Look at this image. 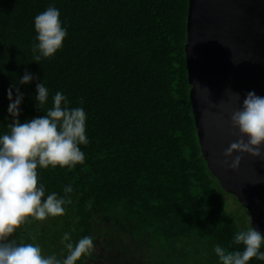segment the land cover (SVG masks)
I'll use <instances>...</instances> for the list:
<instances>
[{
    "label": "trees",
    "instance_id": "trees-1",
    "mask_svg": "<svg viewBox=\"0 0 264 264\" xmlns=\"http://www.w3.org/2000/svg\"><path fill=\"white\" fill-rule=\"evenodd\" d=\"M49 5L59 9L67 36L38 64L33 19ZM188 9L189 0H0V134L10 122L6 89L27 70L37 80L20 89L21 123L43 115L59 91L70 107L84 108L89 140L83 164L37 169L46 194L65 197L64 215L28 217L10 239L62 259L65 232L73 243L90 236L95 247L104 224L145 245L144 264H218L214 245L242 250L232 237L247 221L227 208L228 192L210 171L195 126ZM42 80L50 95L37 110ZM68 185L73 191L65 194ZM94 247L76 264H98Z\"/></svg>",
    "mask_w": 264,
    "mask_h": 264
},
{
    "label": "clouds",
    "instance_id": "clouds-1",
    "mask_svg": "<svg viewBox=\"0 0 264 264\" xmlns=\"http://www.w3.org/2000/svg\"><path fill=\"white\" fill-rule=\"evenodd\" d=\"M35 42L32 44L33 62L50 58L62 48L67 29L62 25L60 12L49 5L33 19ZM37 80L34 74L24 71L15 83L6 89L8 100L6 119L8 131L0 134V264H76L92 251L94 244L90 236H84L75 243L65 232L60 243L67 254L58 259L56 255H44L38 244L17 242L10 239L14 231L28 217L43 221L48 217L64 215V196L55 192L46 194L43 183L38 184L37 169L55 168L69 170L83 164L85 154L81 145L89 143L86 132L87 113L83 107H70L68 98L57 91L51 96V107L46 112L21 123V105L24 94L21 87ZM236 101L240 94L231 88L225 90ZM49 90L43 80L35 84V108L48 103ZM231 126L237 130L238 138L224 151L225 161L235 169L240 156L233 153H247L264 160V96L254 91L247 92L239 107L230 113ZM65 194L73 191L70 185L63 189ZM232 243L242 245V250L229 251L217 244L213 253L218 264H248L255 258L264 261V235L249 227L234 233Z\"/></svg>",
    "mask_w": 264,
    "mask_h": 264
},
{
    "label": "water",
    "instance_id": "water-1",
    "mask_svg": "<svg viewBox=\"0 0 264 264\" xmlns=\"http://www.w3.org/2000/svg\"><path fill=\"white\" fill-rule=\"evenodd\" d=\"M186 60L195 126L202 154L225 191L250 214L264 235V160L224 151L238 138L230 113L244 95L264 96V0H189ZM231 88L240 101L226 93Z\"/></svg>",
    "mask_w": 264,
    "mask_h": 264
},
{
    "label": "rangeland",
    "instance_id": "rangeland-1",
    "mask_svg": "<svg viewBox=\"0 0 264 264\" xmlns=\"http://www.w3.org/2000/svg\"><path fill=\"white\" fill-rule=\"evenodd\" d=\"M227 208L240 213L246 219L249 228L250 214L247 209L238 203L231 194H226ZM99 243L94 251L100 253L98 264H144L148 254L147 247L136 244L129 235L106 228L104 224H97ZM145 242V241H144ZM104 254V255H103ZM105 256V258H104ZM103 259V260H102Z\"/></svg>",
    "mask_w": 264,
    "mask_h": 264
}]
</instances>
